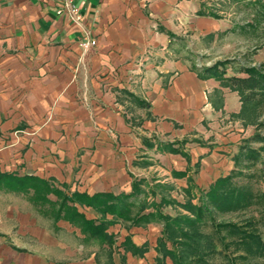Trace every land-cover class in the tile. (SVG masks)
<instances>
[{"label":"crops","instance_id":"obj_1","mask_svg":"<svg viewBox=\"0 0 264 264\" xmlns=\"http://www.w3.org/2000/svg\"><path fill=\"white\" fill-rule=\"evenodd\" d=\"M215 1L73 0L82 15L76 25L60 0H0V171L61 180L88 195L129 193L134 178L147 179L151 170L175 189L191 179L206 190L218 167L228 165L225 156L190 146L187 162L159 152L156 142L177 143L203 136L204 126L216 128L222 99L224 113L240 108L236 92L200 79L182 56L187 41L214 42L224 30L222 11L221 18L199 14ZM82 29L96 40L87 52L78 44ZM229 131L217 135L214 149L227 152L243 135ZM200 156L199 170L192 168ZM3 218L0 264H105L100 257L107 249L84 242L66 221L46 217L48 229L19 214L13 232ZM116 226L124 230L120 243L130 237L137 247L161 231L155 223ZM68 230L79 239L75 251L57 239ZM87 244L97 250L84 253ZM124 258L140 264L129 252Z\"/></svg>","mask_w":264,"mask_h":264},{"label":"trees","instance_id":"obj_2","mask_svg":"<svg viewBox=\"0 0 264 264\" xmlns=\"http://www.w3.org/2000/svg\"><path fill=\"white\" fill-rule=\"evenodd\" d=\"M230 4L231 0H217L207 12L202 10L199 14L221 18L218 12ZM248 5L253 7L254 13L252 23H246V26L254 29L264 21V2L254 0L249 1ZM229 66L232 75L227 74ZM192 70L200 79H213L220 87L236 92L242 108L257 107L264 103L262 65H244L224 60L201 68L193 65ZM254 140L264 143V137L260 135H255ZM148 146L154 145L148 143ZM156 146L159 152L180 154L187 161L189 159L186 153L175 147V143L156 142ZM259 157V152L250 148L243 151L241 148L233 160L257 162ZM67 188L64 183L58 186L53 178L43 179L34 175L0 171L1 192L26 196L27 201L42 215L50 217L54 224L60 220L68 222L79 229L84 242L96 243L100 248H106L108 255H111L116 245L115 234L108 232L111 227L123 224L140 227L158 223L162 224V230L154 247V264H166V259L171 260L172 264H217V260L222 264H238V261H246L247 257L264 259V240L254 223L248 222L246 227H241L214 220L215 211L227 213L241 210L254 202L252 192L247 187L234 183L232 173L217 178L206 190L198 189L196 192L193 184L183 189L186 197H189L184 202L175 201L169 194L165 195L170 190L168 185L155 183L150 186L145 179L134 178L131 191L118 195L101 192L88 195L70 192ZM148 197L151 199L148 200ZM193 200H196L195 204L192 203ZM167 207L180 208L186 214H166L163 209ZM82 208L89 209L94 217L87 218L80 211ZM205 226L210 227L211 233L203 231ZM231 246L237 254L233 257L227 254ZM118 248L134 256H142L148 250L147 244L135 246L130 237H125Z\"/></svg>","mask_w":264,"mask_h":264},{"label":"rangeland","instance_id":"obj_3","mask_svg":"<svg viewBox=\"0 0 264 264\" xmlns=\"http://www.w3.org/2000/svg\"><path fill=\"white\" fill-rule=\"evenodd\" d=\"M249 1L252 2L254 0H231V4L224 7L223 11L221 12L223 15L222 21L225 25L224 30L216 32V40L214 42L210 41L209 39L207 40L200 38V40H196V43L190 45L187 41V45H189V47L187 49H182V56L186 59L190 66L196 65L197 68H201L202 66H209L214 62L224 60L229 62L234 61L244 65L264 66V21H261L259 25L254 27V29H250L246 26V23H252V17L254 13L253 7L248 5ZM262 1L264 2V0ZM241 27L243 28L241 29ZM178 49L181 48L179 47ZM227 74H233L230 66L228 67ZM216 111L221 113L217 117V120L219 121L216 125V128H213L212 126H204L206 127V133L203 136L201 133H196L198 135L195 137L186 136L177 143H174L177 144V147L184 151V153L187 155L190 146H199L202 147V149H206L207 154L215 152L225 156L226 159H223L227 160L228 165L223 164V166L218 167L217 175L219 174V176L217 178L232 173L234 183L239 186L247 187L253 194L254 202L248 208L241 210L227 213H218L215 211L213 213L214 220L215 222L220 223H233L241 227H246L248 222H252L259 231L261 238L264 240V143L254 140L255 135L264 137V103L257 107L248 106L246 108H242L240 102V108H237L236 112L229 114L223 112L222 99L219 101ZM225 128L230 130V133L242 132L243 135L237 141V143L234 144L233 148L226 149L227 152L217 151V149H214L217 147L219 148L218 144H215L216 140L218 139L217 135H219ZM241 148L243 151L245 148H250L259 152L260 157L257 162L246 161L243 159L234 162L233 157L237 155ZM78 153L82 152L79 150ZM182 157L185 158L184 156ZM202 157L203 156L198 157L197 162L192 168L199 170ZM189 160L190 158L188 161L186 159L187 162H189ZM160 174L161 172L159 170H151V172L147 175V179L145 178V180L150 186L155 183L168 185L170 190L165 195L169 194L170 197L175 201L184 202L189 198L186 197L183 189H186L190 185L192 186L191 179H188L186 188H181L178 190L175 189V187L170 183H160L158 181V177H156V175ZM130 175L131 174L128 176L130 177ZM63 183L68 185L67 189L70 192L73 191V186L65 182H61V180H57L56 182L58 186ZM194 191L197 192L198 188H195ZM51 198L54 199L53 197ZM158 198L159 196L156 197V200H158ZM149 199L151 198L148 197V200ZM192 203L195 204L196 200H193ZM80 211H83L88 217H92L91 211L88 209L82 208ZM163 212L169 215H175L177 212L186 214V212L182 209H176L173 207H167L163 209ZM0 214H2L3 216H1L4 217L3 222H7V227L9 229H13V232L16 231L14 228V225L16 224L14 218L19 214L30 215L31 217L39 218V225L50 229L51 224L49 219L44 217L39 210L32 207L28 203L26 196L0 192ZM2 217H0V219H2ZM128 225L129 224H123L120 226L127 227ZM158 225L161 226L162 230V224ZM146 226L147 224L143 225L142 227ZM203 231L206 233H211L212 230L210 227L205 226ZM110 232L115 233L116 237V245L113 247L114 256L115 258L119 259L120 264H126V260L124 258L126 253L124 251L121 253L119 249L122 248L117 249L120 241L122 240V234H124V230L119 229V226H116L112 227ZM160 235L161 231L156 239H154L155 237L152 236L150 237L149 241H146L142 244H147L148 250L146 253H144L142 256H134L130 253L132 257H135L137 262L140 264H154L156 256L152 257L147 254L150 248L153 247V245H151L149 242L156 245L157 239L160 237ZM57 239L60 242L66 244L67 247L73 251L79 248V239L77 236L72 235L70 230H68L67 233L57 232ZM228 240L230 239L228 238ZM96 250L97 248L94 245L87 244L85 245L83 252L86 253L88 251ZM227 254L230 257L237 255L235 253L234 247L232 246L227 251ZM75 256L79 257L81 255L75 254ZM100 259H102L105 264H110V262L111 264H115L112 255L101 254ZM216 263L222 264L220 260H217ZM166 264H172L171 260L166 259ZM238 264H264V259L260 257H247L246 261H238Z\"/></svg>","mask_w":264,"mask_h":264},{"label":"built area","instance_id":"obj_4","mask_svg":"<svg viewBox=\"0 0 264 264\" xmlns=\"http://www.w3.org/2000/svg\"><path fill=\"white\" fill-rule=\"evenodd\" d=\"M61 10L65 16L74 24H82V15L78 7L73 3V0H60ZM78 44L83 52H87L96 46V40L93 38L90 31L82 29L78 39Z\"/></svg>","mask_w":264,"mask_h":264}]
</instances>
